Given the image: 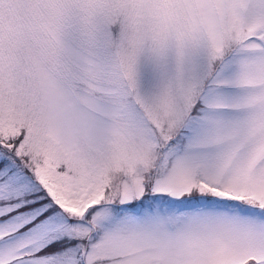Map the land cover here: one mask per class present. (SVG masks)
Masks as SVG:
<instances>
[{
    "label": "snow or ice",
    "instance_id": "obj_1",
    "mask_svg": "<svg viewBox=\"0 0 264 264\" xmlns=\"http://www.w3.org/2000/svg\"><path fill=\"white\" fill-rule=\"evenodd\" d=\"M0 264H264V0H0Z\"/></svg>",
    "mask_w": 264,
    "mask_h": 264
}]
</instances>
